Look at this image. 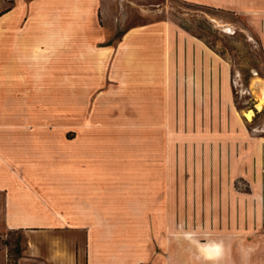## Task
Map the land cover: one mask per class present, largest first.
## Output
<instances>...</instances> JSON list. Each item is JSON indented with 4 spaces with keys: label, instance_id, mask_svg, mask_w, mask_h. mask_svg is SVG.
<instances>
[{
    "label": "crops",
    "instance_id": "1",
    "mask_svg": "<svg viewBox=\"0 0 264 264\" xmlns=\"http://www.w3.org/2000/svg\"><path fill=\"white\" fill-rule=\"evenodd\" d=\"M39 1L23 6L14 42L23 55L41 51L0 83V236L25 237L12 264H177L171 20L109 43L98 0ZM188 1L255 18L264 31V0ZM9 13L6 29L19 23ZM9 252L1 242L0 264H11Z\"/></svg>",
    "mask_w": 264,
    "mask_h": 264
},
{
    "label": "rangeland",
    "instance_id": "2",
    "mask_svg": "<svg viewBox=\"0 0 264 264\" xmlns=\"http://www.w3.org/2000/svg\"><path fill=\"white\" fill-rule=\"evenodd\" d=\"M32 1L0 0V83L16 77L12 72L27 56L18 52L14 34L22 31L27 16L21 12ZM97 2V21L109 43L134 25L162 19L173 24L172 81L179 85L169 108L171 175L182 215L183 253L172 259L202 264L208 256L197 243L216 240L223 254L215 264H264V105L257 107L264 83V31L259 20L188 0ZM9 10L7 22L19 23L6 29L1 16ZM37 45L27 56L31 65L41 51ZM188 85H194V95ZM247 110L254 112L251 120ZM21 236L10 231L0 243L20 237L23 246Z\"/></svg>",
    "mask_w": 264,
    "mask_h": 264
},
{
    "label": "bare ground",
    "instance_id": "3",
    "mask_svg": "<svg viewBox=\"0 0 264 264\" xmlns=\"http://www.w3.org/2000/svg\"><path fill=\"white\" fill-rule=\"evenodd\" d=\"M264 105V83L261 85V100L257 103V107L260 109ZM254 112L253 110H247L245 112L246 117L251 120ZM200 249L206 253L211 260H216L222 256V243L216 240H210L208 242H200Z\"/></svg>",
    "mask_w": 264,
    "mask_h": 264
},
{
    "label": "trees",
    "instance_id": "4",
    "mask_svg": "<svg viewBox=\"0 0 264 264\" xmlns=\"http://www.w3.org/2000/svg\"><path fill=\"white\" fill-rule=\"evenodd\" d=\"M21 237L25 240V237H24L23 233H22ZM3 243L10 246V252H9V254H10V263L12 264V263L17 262L19 257L22 256L23 246L21 244V238L19 237L16 240H14L13 242L3 241Z\"/></svg>",
    "mask_w": 264,
    "mask_h": 264
}]
</instances>
